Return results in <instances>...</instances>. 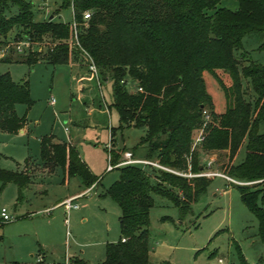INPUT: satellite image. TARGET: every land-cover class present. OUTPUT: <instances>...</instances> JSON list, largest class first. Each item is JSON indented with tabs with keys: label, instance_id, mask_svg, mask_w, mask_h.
Listing matches in <instances>:
<instances>
[{
	"label": "trees",
	"instance_id": "1",
	"mask_svg": "<svg viewBox=\"0 0 264 264\" xmlns=\"http://www.w3.org/2000/svg\"><path fill=\"white\" fill-rule=\"evenodd\" d=\"M238 8L220 7L222 0H63L62 7L73 6L78 24L80 47L74 39L71 22L53 18L35 20L33 5L27 0H0V37L6 39L16 27V40L45 41L47 52L30 51L23 58L9 55L1 61L29 66L40 61L80 64L81 47L96 63L101 78L113 80L114 102L124 124L147 125L141 144L147 146L144 158H157L161 164L188 170L187 155H192L191 171L199 172L200 153L191 152L193 132L202 124L205 107L212 119L206 127L203 149L228 151L227 172L248 181L264 179V65L237 52L251 33L264 34V0H237ZM16 5L17 11L10 13ZM91 11V18L84 13ZM80 59L73 63L74 56ZM79 62V63H78ZM226 73L227 85L219 75ZM215 76L225 92V107L216 110L206 89L205 75ZM142 87L130 92L128 80ZM243 79L255 93L247 99ZM30 80H15L10 70L0 74V131L18 133L27 116L17 112L18 104L30 108ZM48 134L41 139V160L46 167L62 168L65 178L80 176L85 186L98 182L80 148L72 141H55ZM246 143L242 163L234 159ZM134 153V152H133ZM135 154V153H134ZM113 163L119 156L112 155ZM29 167V159L25 163ZM120 177L108 188L121 209V238L107 242L101 264H169L150 260V213L155 205L153 193L169 197L183 214L208 190L212 180L206 176L186 177L151 166H121ZM28 170L0 169L3 188L13 182L21 190L31 183ZM264 181V180H263ZM242 202L258 219V235L264 241V189L237 184ZM21 196V195H20ZM164 220L167 217L163 218ZM125 239V240H123ZM241 264H249L238 242H234ZM76 262H82L77 260Z\"/></svg>",
	"mask_w": 264,
	"mask_h": 264
},
{
	"label": "rangeland",
	"instance_id": "2",
	"mask_svg": "<svg viewBox=\"0 0 264 264\" xmlns=\"http://www.w3.org/2000/svg\"><path fill=\"white\" fill-rule=\"evenodd\" d=\"M27 1L33 5L37 21H44L53 14L54 20L58 22H72L74 19L73 6L62 7L63 0ZM219 6L236 10L239 4L237 0H222ZM17 8L14 5L10 13H15ZM22 30L16 27L6 39L0 37V74L10 70L15 80L28 78L35 103L29 110L25 104L17 105L21 115L28 112L29 133L14 136L0 132V169L24 171L29 159L30 165L35 166V175L34 184L24 191L21 203L17 184L8 183L3 188L0 184V209L5 207L15 217L10 222L0 223V264H14L25 247L37 244L39 239L42 244L49 243V249L56 253L55 257L60 264H64L70 256H79L93 264L102 263L105 260L104 240L117 242L121 238V209L106 191L120 177L122 167L106 171L109 151L111 149L112 155L119 156V160L126 151L145 157L147 146L141 144V141L147 135V125H133L132 121L131 125L120 126L119 112L111 106L114 102L113 80L109 76V80L103 81L104 87L102 93H99L85 58L82 59L83 63H75L77 78L72 77L73 71L68 64L53 65L40 61L29 66L25 62L9 64L1 61L9 55L20 59L30 51H41L42 55L47 52L45 41L16 40V33ZM69 43L73 47V41ZM242 52L248 54L249 60L264 65V34L251 33L244 37L243 48L237 55L241 58V65H247L249 62L246 58L242 59ZM79 53L74 56L73 63L81 58ZM219 75L227 85L231 84L226 73L220 71ZM205 79L207 92L216 110L220 112L225 107L224 89L215 76L206 74ZM243 85L247 91L246 98L253 99L255 93L247 79H243ZM128 88L130 92L136 91V83L130 80ZM81 89L87 95L80 97ZM102 94L111 113L104 104L99 106L102 104ZM52 98L56 99L54 105L50 104ZM93 107L94 110H91ZM204 115L202 124L193 132L191 147V152L200 153V163L204 168L199 172L191 171L190 154L187 155L188 162L191 161L188 170L165 166L193 174L218 172L232 180L224 176H206L212 180L208 190L200 195L192 204V210L185 214L169 197L153 193L155 205L150 213V260L155 263L167 260L169 264H241L234 243L236 241L249 264H264V241L258 235V219L242 202L236 186L247 184L254 185L255 189H264V179L248 181L236 178L225 167L229 162L227 150L203 149L204 140L198 139L206 135V127L212 119L210 107H205ZM87 117L94 126L85 130L81 146L87 163L98 177L96 188L85 198L75 200L80 209L72 210L69 219L63 208L53 212L55 215L62 213L51 223L47 222V218L54 214L49 216L48 212H40L34 218H29L30 211L51 206L66 194L84 187L80 176H74L69 183H64L62 168L56 167L53 171L43 164L40 139L52 133L56 138L67 141L68 129L72 133L73 128L70 120ZM259 130L264 132V120L260 122ZM245 157L246 143L241 146L234 163H242ZM153 160L160 163L156 157ZM135 165L151 170V166L141 163ZM31 202L35 204L30 206ZM260 203L264 207V199ZM164 217L167 219L164 220ZM47 262H51V259Z\"/></svg>",
	"mask_w": 264,
	"mask_h": 264
},
{
	"label": "crops",
	"instance_id": "3",
	"mask_svg": "<svg viewBox=\"0 0 264 264\" xmlns=\"http://www.w3.org/2000/svg\"><path fill=\"white\" fill-rule=\"evenodd\" d=\"M68 65H70L71 66V69H72V77L73 78H77L76 77V69H75V64H72V63H69ZM12 73V72H11ZM14 77V76H13ZM81 85V84H80ZM82 88V87H81ZM84 95H87L85 92H84V90L83 89H81V91H80V97H82V96H84ZM56 103V102H55ZM50 104H52L51 102H50ZM89 104H90V102H89ZM95 104V103H94ZM52 105H54V104H52ZM91 105V104H90ZM99 106H102V104L101 105H99ZM32 107V106H31ZM31 107L30 108H28V110L29 109H31ZM91 110H94V107L93 108H90ZM17 112H18V114L20 115V116H23V115H26V116H28V112L27 113H25V114H23V115H21L20 114V112L18 111V109H17ZM109 113H111V111H109ZM28 119V118H27ZM70 123H72V125H73V128H72V133H70V129H68L69 130V134H68V140H67V142L68 141H72L74 144H76L79 148H80V151H81V154H82V157L85 159V157H84V154H83V151H82V146H81V144H82V142H83V140H84V137H83V135H84V133H85V130L87 129V128H90V127H92V126H94L92 123H91V119L89 118V117H87V118H82V119H77V120H70ZM29 129H30V127L28 126V122H26V124H25V126L22 128V129H20L19 130V132L18 133H8V132H3V131H0V132H3V133H8V134H14V136H18V135H26L27 133H29ZM50 134H52V133H50ZM53 135H55V134H53ZM43 137V136H42ZM42 139V138H41ZM41 139H40V143H41ZM55 141H57V142H59V141H63V140H61V139H59V138H56V135H55V139H54ZM137 156V155H136ZM137 157H139V156H137ZM86 160V159H85ZM87 162V161H86ZM33 163V162H32ZM31 164V163H30ZM26 166V165H25ZM33 167H35V166H31V165H29V167H25V169L24 170H28L29 171V173L31 174V177H32V180H31V183L28 185V186H26V187H24L22 190H21V194H20V189H19V196H18V199H19V203H21L22 201H23V197H24V191L25 190H27L29 187H30V185L31 184H34V180H33V177H34V175H35V172H34V170H33ZM54 171V170H53ZM72 177H70V178H65V175H64V178H63V182L64 183H69V181H70V179H71ZM10 183H13V182H10ZM8 184V183H7ZM16 184V183H15ZM96 184L97 183H95V184H93V186H89V187H87V186H85V184L83 185L84 187H82V188H79L78 190H76V191H74V192H72V193H68V194H66L63 198H60L55 204H53V205H51V206H45V208H41V209H39V210H32V211H30L29 213L31 214L30 216L27 214V217L29 216V218H34L35 217V214H40V212L43 214L44 212L46 213V212H48L49 213V216L51 215V214H54L53 212H55V210L56 209H59V208H63V211H64V213L66 214V215H68V219H69V215L71 214V212H72V210H78V209H80V205H79V207L78 208H72V209H70L69 210V212L66 210V208H65V206L64 205H61V203L66 199V198H69V197H73V196H76V195H79L80 193H82V192H86V194L85 195H83V196H81V197H78L77 199H80V198H85L87 195H88V193L89 192H91V191H93L95 188H96ZM6 186V185H5ZM4 186V187H5ZM19 187V186H18ZM21 195V196H20ZM76 199V200H77ZM35 204V202H31L30 203V206H33ZM48 209H50V211H47ZM62 211V210H61ZM62 213V212H61ZM61 213H59V214H61ZM34 214V215H33ZM59 214H57V215H59ZM57 215H52V216H50V217H48L47 218V222L48 223H51V222H53L54 221V219H55V217L57 216ZM86 217V216H85ZM67 218V217H66ZM86 220L88 219L87 217L85 218ZM66 220V219H65ZM104 242H105V240H104ZM103 242V244L105 245V257H106V245H107V242H109V241H106L105 243ZM38 244L40 245V248L38 249ZM49 247H50V245H49V243H46L45 244V242H43V244L40 242V239L39 240H37V244H35V243H32V244H29V245H27L26 247H25V251H23V253H21V256H19V257H16V259L14 260V264H60V262H58V260L56 259V257H55V255H56V253L53 251V250H51V249H49ZM52 251V252H51ZM49 254V255H48ZM31 255V256H30ZM39 255H41L42 257H43V260L42 261H38V256ZM54 255V256H53ZM35 256V257H34ZM60 256V255H59ZM34 257V258H33ZM51 259V262H47L48 261V259L49 258ZM35 258H36V261H35ZM59 259H61L60 257H59ZM57 260V261H56ZM62 260V259H61ZM69 260H70V263L71 264H93V263H89V262H87L84 258H81V257H79V256H76V257H73V256H70V258H69ZM77 260H79V261H82V262H76ZM52 261H54L53 263H52ZM99 264H101V263H99Z\"/></svg>",
	"mask_w": 264,
	"mask_h": 264
},
{
	"label": "built area",
	"instance_id": "4",
	"mask_svg": "<svg viewBox=\"0 0 264 264\" xmlns=\"http://www.w3.org/2000/svg\"><path fill=\"white\" fill-rule=\"evenodd\" d=\"M91 14H92L91 11H89V10L86 11L84 13V19H86V20L90 19L91 18ZM71 23H72V28H73V31H74V39L72 40L73 41V46L80 47V44H79V41H78V31L79 30H78V24H77L76 19L74 18ZM80 52H81V56L83 57V59L85 58L88 61V69H89V71H90V73L92 75L91 78L96 83V86H95L96 89L99 90V93H102V89L104 87L103 86V83H104L103 81L104 80L101 78V75H100V72H99V69H98L96 63L94 62L92 56L86 50H84L82 47L80 49ZM129 82L130 81H128V83ZM136 86H137V84H136ZM137 90H142V87H137ZM101 98H102V105L104 104L107 107V109H108L107 102L105 101L103 94H102ZM55 102H56V99L52 98L51 99V103L55 104ZM108 111H109V109H108ZM204 138H205V136L201 135L198 140L199 141H203ZM108 147L111 148L110 145ZM108 158H109V163L107 165L106 171H110V170L115 169L116 167H121V166L128 165V164L141 163V164H144V165H147V166H153V167H156V168H159V169H163V170H170V171H172V172H174L176 174H179V175H182V176H186V177H194V176H224V177H226L228 179H231L227 175L221 174V173H218V172H211L210 171V172H202V173L193 174L192 172L176 171V170H173L170 167H167V166H165V165H163V164H161L158 161H155L153 159H148V158H144V157H137L132 151H126L124 153V155H123V158L121 160H119L117 163H113V161H112V153H111V149H110ZM85 194H86V192H82L79 195L66 198L61 203V205H64L68 212L72 208H78L79 204L75 203V200L78 197H81V196H83ZM47 211H50V209H48ZM14 219H15V217L12 214H10L5 207L0 209V223L10 222V221H12ZM123 240H125V239H123ZM42 260H43V257L41 255H39L38 256V261H42ZM64 264H71L70 260L66 259Z\"/></svg>",
	"mask_w": 264,
	"mask_h": 264
},
{
	"label": "water",
	"instance_id": "5",
	"mask_svg": "<svg viewBox=\"0 0 264 264\" xmlns=\"http://www.w3.org/2000/svg\"><path fill=\"white\" fill-rule=\"evenodd\" d=\"M50 18H53V15Z\"/></svg>",
	"mask_w": 264,
	"mask_h": 264
}]
</instances>
